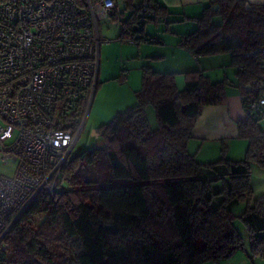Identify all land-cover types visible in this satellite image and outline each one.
<instances>
[{"label":"trees","instance_id":"trees-1","mask_svg":"<svg viewBox=\"0 0 264 264\" xmlns=\"http://www.w3.org/2000/svg\"><path fill=\"white\" fill-rule=\"evenodd\" d=\"M141 1L125 0L132 13L122 21L118 38L159 42L148 39L143 28L169 11L148 0L153 6L140 21ZM215 16L220 24H214ZM194 21L196 28L182 35L179 45L196 58L228 53L236 67L234 80L213 81L205 71L191 69L183 72L179 89L175 72L143 65L137 103L100 125L102 146L70 157L55 196L39 194L14 222L7 237L10 250L0 251V264H202L230 257L242 246L236 218L248 230L249 258L264 259V194L253 197L250 184V163L264 168L259 125L264 111L250 109L264 95L252 85L264 75V4L212 0ZM229 86L239 90L246 113L237 122L239 137L247 140L245 155L233 160L223 148L219 159L200 162L187 147L193 126L204 106L227 103ZM149 104L156 129L146 116ZM86 105L81 98L74 122ZM240 203L244 208L236 213ZM36 215L43 218L34 227Z\"/></svg>","mask_w":264,"mask_h":264},{"label":"built area","instance_id":"built-area-1","mask_svg":"<svg viewBox=\"0 0 264 264\" xmlns=\"http://www.w3.org/2000/svg\"><path fill=\"white\" fill-rule=\"evenodd\" d=\"M120 3L0 0V158L16 164L13 176L0 175V251L10 250L8 233L34 199L58 191L85 120L74 122L73 113L98 81L99 22L119 14ZM152 6L141 1L138 20ZM252 85L264 90V75ZM262 106L264 95L250 109ZM64 122L70 126L59 128Z\"/></svg>","mask_w":264,"mask_h":264},{"label":"rangeland","instance_id":"rangeland-1","mask_svg":"<svg viewBox=\"0 0 264 264\" xmlns=\"http://www.w3.org/2000/svg\"><path fill=\"white\" fill-rule=\"evenodd\" d=\"M118 8L119 14L117 19L107 18L99 22L101 44L98 81L93 94H91V91L88 96L83 115L85 116L83 129L70 157H73L82 150L102 146L103 141L97 129L100 125L109 122L117 112L124 111L126 108L137 103L136 92L141 87L142 66L149 65L151 67L150 63L153 60H159V58L155 57L157 53L169 51L171 49L169 46L172 44L171 42L177 40V37H182L179 35L181 32H192L197 26L196 21L193 20L190 22H174L172 19H167L166 21L159 20L157 22L147 21L143 28V34L148 39H159L161 42L139 40L136 43L131 40H122L118 38L122 28V21L132 13V8L127 7L124 9L123 3H120ZM213 22L214 24H220L221 18L215 16ZM135 36L140 37V33H136ZM162 60V66H168L172 63V58H169V56ZM224 62L226 61L219 63L221 65L218 69L214 68L205 71L208 75L210 74L213 81L223 78V73H227L229 77L233 78L231 80H234L236 67L232 66L231 62ZM122 74L126 75L127 79L121 82L119 81V77ZM177 76L180 78L179 89H183L184 75L183 73H178L176 74ZM181 80L183 83H181ZM231 87L229 86L227 90H234L239 93L236 87L233 89ZM145 111L150 128L156 129L158 121L153 105L149 104L146 106ZM262 121L264 120L261 119L259 121L260 127H264ZM15 170V163L11 161L5 162L0 158V175L13 176ZM250 184L253 197L264 194V168L256 162L250 163ZM244 205V203H240L233 208V211L236 213L241 212ZM42 218L43 216L38 215L33 217L32 224L34 227L38 226ZM233 225L242 238V246L230 257L218 260L211 259L202 264H242V262H244L243 264H253L249 258L250 239L246 226L238 218L233 220ZM255 259H257V263H264V259ZM241 260L243 261L241 262Z\"/></svg>","mask_w":264,"mask_h":264},{"label":"crops","instance_id":"crops-1","mask_svg":"<svg viewBox=\"0 0 264 264\" xmlns=\"http://www.w3.org/2000/svg\"><path fill=\"white\" fill-rule=\"evenodd\" d=\"M155 1L167 7L169 11V14L160 20L166 21L167 19H172L174 22H190L192 20L194 21V18L199 17L205 6L209 5L212 0ZM246 1L252 4H264V0ZM117 17L118 14H116V18L114 16L111 19H117ZM184 34H187V32H181L179 35L182 36ZM180 39L181 38L177 37V40L171 42L172 44L169 45L171 49L169 51L160 52L155 55L159 60H153V62L150 63L154 70L158 72H175L176 74L191 69L207 71L214 68L218 69L221 65L219 63L222 61H226L224 63L231 62L228 53L196 58L189 50L179 45ZM168 56L172 58V63L168 66H162V59ZM216 75L218 74L216 73ZM222 75L223 77L233 79L229 77L227 73H223ZM176 83L179 88L180 78H178V76L176 77ZM181 83H183L182 80ZM231 88L233 89L234 86ZM261 110L264 111V106H262ZM245 118L246 113L243 109L239 93L234 90H227L226 104L207 105L202 108L201 114L193 126L192 138L188 142L187 147L189 152L194 153L197 160L200 162H210L219 159L222 155V149L225 148V154L228 158L233 160L242 159L247 147V140L239 137L237 122ZM262 123H264V121H262ZM256 260L255 258L250 259L253 264H264L262 262L257 263ZM242 261L243 260H241V262ZM243 263L244 262H242V264Z\"/></svg>","mask_w":264,"mask_h":264},{"label":"water","instance_id":"water-1","mask_svg":"<svg viewBox=\"0 0 264 264\" xmlns=\"http://www.w3.org/2000/svg\"><path fill=\"white\" fill-rule=\"evenodd\" d=\"M246 7H248V4H246ZM212 9L215 10V11L218 10L219 9V5L218 4L213 5Z\"/></svg>","mask_w":264,"mask_h":264}]
</instances>
